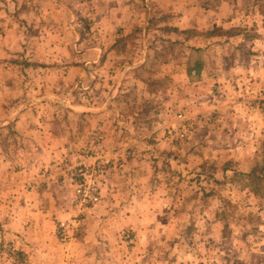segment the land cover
Wrapping results in <instances>:
<instances>
[{"label":"rangeland","instance_id":"obj_1","mask_svg":"<svg viewBox=\"0 0 264 264\" xmlns=\"http://www.w3.org/2000/svg\"><path fill=\"white\" fill-rule=\"evenodd\" d=\"M80 1L0 0V122L8 114L17 115L23 106L35 105V99L45 94H54L47 104L56 112L52 117L57 118L61 109L57 108V97L64 98L62 93L71 91L80 102L87 92L81 83L67 87L64 80H120L124 62L141 53L138 50L145 39L125 36L123 31L117 34L115 28L121 21L113 16L121 18L132 11L139 14L145 3L149 11L150 0ZM151 1L155 13L163 11L158 3L168 4L167 0ZM195 2L196 6L209 5L199 8L201 13L217 10L219 27L214 29L215 36L207 35L213 23L210 12L199 36H195L196 30L171 32L173 26L163 25L171 22L168 20L154 22L166 29L149 38L150 70L142 78L155 80L154 85L165 93L159 94L153 105H147L149 115L145 120L147 125L151 121L154 130L149 131L152 133L145 138L146 146L138 152L144 161L139 171L131 176L116 170L109 173L120 174L127 185L109 188L108 192L113 190L110 202L101 204V209L96 206L94 215L90 218L89 214L81 223L70 244L61 243L55 235L56 243L51 237L44 238L40 244L28 245L23 256L21 246L0 239V264H264V199L241 191L215 173L224 159L219 162V155L214 159L216 155L209 154L208 145L199 149L205 153L203 159L192 154L197 129L212 125L214 116L207 112L190 116L182 106L180 111L194 124L191 134L177 144L164 132L179 111L177 94L171 93L173 97L168 100L165 94L179 80L187 82L186 89L199 87L188 80H215L214 63L221 55L231 64L235 55L244 57V68L247 63L254 64V73L257 66L264 70V0ZM225 28L237 36L233 35V40L221 36ZM117 40L119 44L113 49ZM198 61L202 62L200 72L188 69ZM169 65L174 66L171 71L167 70ZM179 65L186 68L184 74L177 71ZM244 68L237 78L246 77L248 69ZM250 78L259 79L252 74ZM250 92L256 97L264 90L258 95L251 88ZM247 103L260 108L251 99ZM69 122L76 123V119ZM8 127L6 135L0 132V152L3 145L18 142L13 126ZM73 148L70 155L76 151ZM14 150L11 152L15 155ZM262 150L263 154L264 142ZM62 160L59 169L73 162L69 157ZM40 252H50L57 261L41 263L28 258Z\"/></svg>","mask_w":264,"mask_h":264},{"label":"crops","instance_id":"obj_2","mask_svg":"<svg viewBox=\"0 0 264 264\" xmlns=\"http://www.w3.org/2000/svg\"><path fill=\"white\" fill-rule=\"evenodd\" d=\"M80 2L83 3L84 0ZM167 2V5L164 2L163 4L158 3L164 12L155 13L150 0L152 9L149 11L145 9L148 5L145 3L142 6L143 12L139 14L132 11L122 15L121 18L113 16L114 20L121 21L118 29L115 28L116 33L123 31L125 36H142L145 39L141 49L138 50L141 53L138 55L135 52L133 60L124 62L123 68L125 69L120 74V80H64L67 87L70 84L81 83L87 92L83 98H80V102H76L75 95L71 91L62 93L64 98L57 97L56 102H60L57 108H61L57 112V118L52 117L56 112L47 104V102L53 101L54 94H45L42 98L35 99V105L23 106L17 115L8 114L9 116L7 115L1 120L0 132L6 135V131H10L8 126L12 125L14 134L18 138L17 143H11L12 146H6L8 143L3 145V151L0 152L1 241H13L14 245L21 246L20 253L23 250L27 252L28 245L40 244L44 238L51 237V242L52 239L55 243L57 242L55 236L57 221L65 219L71 214L74 190L69 184L49 181L44 177V171L50 169L53 174H58L60 169L57 165L63 161L62 159L69 157L75 161L92 130L101 129L105 134L107 147L123 152L119 168L117 167L113 171L116 170L120 174L127 173L125 174L127 176H131L132 172L135 174L139 171L138 167L144 161L143 156L138 152L143 149V146H146L145 138L152 133L149 131L153 129L151 121L147 125L145 120L149 115L147 105H153L159 94L165 93V89L161 91L154 85L155 80L142 78L143 74L150 70L149 50L151 46H147L149 38L155 34H163L166 29L163 25L173 26L171 32L196 30L195 36H199L200 32L205 29L204 24L208 20V12L211 13L213 23L210 30L207 29L213 31L219 27L217 10H205L204 13H201L200 9L203 6H209L206 3L197 5V7L195 0H184L183 3L180 0H167ZM151 7L149 6V8ZM169 12H174V14L171 15ZM159 20L171 22L163 25L154 23ZM225 29L228 32L230 30V28ZM230 33L232 32L230 31L228 34L224 30L221 36L233 40L232 37H236L238 34ZM146 40H148L147 43ZM118 42L117 40L111 47L117 48ZM221 56L216 59L215 67L213 65L215 80H188L191 85H199L193 89L189 87L190 90L186 89L187 82L185 80H179V83L176 82L168 87L175 91L167 88L165 99H171L173 97L171 93L177 94L179 111L182 106H185L190 116L205 112L214 116L212 125H200L197 129V133L193 137L196 147H191L192 154L200 155L203 159L205 153L199 149L208 145L209 154L216 155L214 159H218V155L219 162L224 159L221 167L214 172L220 173L228 184H234L229 182L228 178L235 171L243 173L253 171L260 163V158L264 156V153L262 154L264 111L247 103L249 99L257 97H253L254 95L249 93L250 88L256 95H258L257 92L264 90V70L261 71L260 66H257V71L254 73V64L249 63L244 68L245 58L238 55L233 57L232 64L231 62L227 63L228 58L224 57L223 60ZM177 67H179L177 70L179 74L186 72L184 65ZM173 68L174 66H167L169 71ZM204 68L206 69V67ZM242 68L248 69L245 72L246 77L237 78L239 72L244 73L240 70ZM162 69L166 70V68ZM205 69H203V73ZM251 74L259 79L252 80L250 78L248 80V75ZM205 81L209 82L208 85L204 84ZM187 93H190L189 98ZM69 119H76V123L69 122ZM82 133L84 134L79 139L78 137ZM149 142L151 141L149 140ZM73 146L76 151L70 155L69 151L74 149ZM13 148L15 155L14 152H11ZM123 167L124 169L121 171ZM120 174L114 176L109 174L111 177L108 176L107 184L103 189L104 200L97 206L98 208L101 204L110 202V195L113 191L108 192L110 187H116L119 184L127 185L123 183ZM116 178L117 180L114 182ZM239 189L253 194L240 187ZM97 207L91 211L90 218L96 212ZM33 234H37V236L33 237ZM26 252H23L22 255L25 256ZM64 255V258L62 256L63 260L67 257L66 254ZM28 258L41 263L57 261L56 256L50 252H43V254L40 252L36 257L29 254Z\"/></svg>","mask_w":264,"mask_h":264},{"label":"built area","instance_id":"obj_3","mask_svg":"<svg viewBox=\"0 0 264 264\" xmlns=\"http://www.w3.org/2000/svg\"><path fill=\"white\" fill-rule=\"evenodd\" d=\"M253 104L264 109V92L251 99ZM194 129L192 118L178 111L173 123L165 127V136L174 143L184 142ZM123 152L109 149L106 137L101 129L89 132L77 159L53 174L49 169L44 171V177L60 184H69L74 190L71 214L58 220L56 236L63 244H70L81 223L87 219L91 211L101 203L103 189L109 173L119 167Z\"/></svg>","mask_w":264,"mask_h":264},{"label":"trees","instance_id":"obj_4","mask_svg":"<svg viewBox=\"0 0 264 264\" xmlns=\"http://www.w3.org/2000/svg\"><path fill=\"white\" fill-rule=\"evenodd\" d=\"M187 32L190 31H186V33ZM229 32L225 31V33L228 34ZM215 34H216L215 30L207 32V35H215ZM201 68H202V62L199 61L196 62L194 66L188 67L189 70L196 69L199 72ZM228 179L229 182L239 185V187L242 190H248L254 195L264 199V157L262 160V164L261 165L257 164L253 171L249 173L235 171L234 174L230 176Z\"/></svg>","mask_w":264,"mask_h":264}]
</instances>
